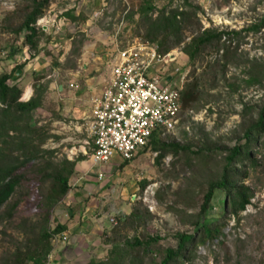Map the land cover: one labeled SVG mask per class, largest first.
I'll return each instance as SVG.
<instances>
[{"label": "rangeland", "instance_id": "rangeland-1", "mask_svg": "<svg viewBox=\"0 0 264 264\" xmlns=\"http://www.w3.org/2000/svg\"><path fill=\"white\" fill-rule=\"evenodd\" d=\"M188 1L199 8V23L189 28L186 42L171 50L176 60L165 68L174 82L183 81L184 87L195 85L197 100L182 112L176 131H160L158 141L202 149L205 156L195 158L165 147L166 154L160 157V152L150 146L128 164L115 155L109 162L93 167V142L86 134L87 125H78L80 121L75 124L60 112L53 99L54 81L70 80L69 73L83 70V63L90 64L95 55L105 59L99 64L103 74L119 49L143 39L146 30L139 16H131L141 0H51L36 24L40 29L35 40L37 49L25 43L26 32L19 30L29 0H0V75L10 74L24 64L18 70L20 74L15 73L18 79L8 84L33 89V96L34 86L42 85V107L31 113L37 132L30 138L38 144L46 135L42 149L53 152L27 163L16 194L0 209V264H16L17 255L25 256L36 245L47 213L43 201L52 184L42 177L43 163L48 160L58 164L65 159H79L80 166L71 177L68 196L49 216L51 231L58 224L65 225L69 238L52 244L46 264H89L92 260L159 264L165 250L176 249L180 234L194 232L193 216L201 211L205 184L219 175L226 148L245 143L244 124L264 105V90L248 83L256 63L264 77V0ZM171 2L173 8L182 5L180 0H156L160 8ZM69 10L75 11L78 22L64 16ZM254 25L262 27L254 30ZM200 27L201 31L214 28L240 35L226 40L227 57L224 50L207 48L193 62L183 49ZM12 49L18 50L14 56L10 55ZM26 99L23 94L21 101ZM4 109L1 105L0 113ZM259 142L255 148L258 166L250 169L246 180L254 192L251 204L239 217H226L224 236L200 245L196 259L185 264H264V137ZM99 172L105 175L101 181L97 178ZM189 187L197 191L193 208L182 204V191ZM225 198L224 193L216 191L209 214L201 216V224L211 225L224 215ZM17 201L19 205L14 208ZM112 218L118 224L111 223ZM135 237L143 245L127 247L126 243Z\"/></svg>", "mask_w": 264, "mask_h": 264}, {"label": "trees", "instance_id": "trees-1", "mask_svg": "<svg viewBox=\"0 0 264 264\" xmlns=\"http://www.w3.org/2000/svg\"><path fill=\"white\" fill-rule=\"evenodd\" d=\"M180 1L182 5H177L174 8L172 7L173 2L160 8L156 0H141L139 7L131 14V16H134V14L139 16V23L146 30L143 40L157 43L160 46V52L163 54L170 53L174 47H179L186 42V35L190 32L189 28L199 23V8L193 6L188 0ZM50 4L51 0H29V5L26 7V16L19 30L20 33L26 32L25 43L31 45L32 48H38V43L35 40L40 29L36 27V24L44 17ZM64 16L71 21H79V17L75 16L74 10L67 11ZM262 25H254L252 29L259 30ZM199 30L185 44L183 49L190 61L193 62L207 48L218 52L224 50L227 57L229 46L226 45V40L231 36L240 35L237 31H220L214 28L201 31L200 27ZM41 31L43 32V29ZM223 39H225L224 44L222 43ZM17 51L12 49L10 55L14 56ZM258 66L259 63L252 66L253 73H249L251 75L248 83L258 85L264 90V77L261 76L262 71ZM23 67L24 64L18 65L12 73L0 75V106L5 105L6 108L4 113H0L4 117L0 121V209L8 204L16 194V189L24 179V167L27 163L44 159V157L40 158L39 155L53 154V152L42 149V145L48 138L46 135L41 137L42 143L38 144L30 138L31 134L37 132L31 123V113L42 107L43 95L40 93L42 85H35V95L29 101L23 102L21 98L24 90L16 84L12 86L8 84V81L13 82L18 79L15 73ZM195 88V85L190 84L184 87L181 96L183 111L189 110L192 104L196 102L197 93ZM42 89H46V87H42ZM22 119L26 120L24 124H22ZM159 132L153 133L149 146L145 149L150 146L153 147L155 152H160V157L166 154L163 150L165 147L174 149L176 152L190 153L195 158L200 155L205 156L204 150L191 146L161 144L158 141ZM242 133L245 143L226 148V155L219 165V175L209 179L204 186L206 190L201 211L193 216L195 219V222H192L194 232L180 234L176 249L165 250L164 258L159 264H185L188 260L193 261L196 259V250L200 245L219 240V237L224 236L222 228L227 224L228 218L226 217H239L251 204L254 192L246 185V180L250 177V169L258 166L255 148L259 146L260 138L264 137V105L258 110L256 117L247 119ZM79 162V159L74 161L65 159L58 164L50 160H48V163H43L45 166L42 169L44 171L42 177L44 180L52 181L50 191L43 201V206L47 212L45 224L39 231L34 249L25 253V256L17 255L15 258L16 264H25L26 261H30L32 264H46V260L52 251L54 235L67 230L65 225L58 224L54 231H51L49 216L52 209L64 200L71 191L70 180L78 170ZM126 163L128 164L129 161H126ZM216 191L225 194L224 215L211 225L201 224V216L209 214ZM196 194L195 188L189 187L187 190L182 191L184 199L182 204L186 208H193V200ZM18 205L19 201L14 204V208ZM134 215L135 213H132L130 216L134 217ZM126 245L135 249L136 246H142L143 242L135 237L133 241H128ZM117 247L115 246L116 249ZM89 264L106 263L92 260Z\"/></svg>", "mask_w": 264, "mask_h": 264}, {"label": "built area", "instance_id": "built-area-1", "mask_svg": "<svg viewBox=\"0 0 264 264\" xmlns=\"http://www.w3.org/2000/svg\"><path fill=\"white\" fill-rule=\"evenodd\" d=\"M175 60L173 53L163 54L157 43L143 39L113 56L111 76L102 94L93 99L88 126L93 167L115 155L130 161L148 147L154 132L176 131L182 119L184 82H174L165 68ZM97 178L103 180L104 173L99 172ZM111 223L118 224L115 218ZM68 238L65 232L56 234L53 243Z\"/></svg>", "mask_w": 264, "mask_h": 264}, {"label": "crops", "instance_id": "crops-1", "mask_svg": "<svg viewBox=\"0 0 264 264\" xmlns=\"http://www.w3.org/2000/svg\"><path fill=\"white\" fill-rule=\"evenodd\" d=\"M94 61L90 64L83 63V70H77L75 73H69L72 77L67 81H54L53 90V99L54 102L58 105V108L61 113H66L64 116H69L72 118L76 124L82 126L84 123L87 125V133H89V122L92 117L93 112V99L102 94L103 90L107 86V81L111 76L110 68L105 70L101 74V65L104 64L105 59L95 55ZM99 64H101L99 66ZM103 71V70H102ZM64 78V76L60 77ZM75 85L77 87H71ZM30 88L24 89V96ZM31 91L33 89H30ZM33 96V91L29 97H26V101L31 99ZM24 102V101H23ZM54 104L55 107L57 105ZM78 128V127H77ZM89 138H90V134ZM87 135V136H88ZM91 139V138H90Z\"/></svg>", "mask_w": 264, "mask_h": 264}, {"label": "bare ground", "instance_id": "bare-ground-1", "mask_svg": "<svg viewBox=\"0 0 264 264\" xmlns=\"http://www.w3.org/2000/svg\"><path fill=\"white\" fill-rule=\"evenodd\" d=\"M32 91L29 89L28 92L26 93V97H29L31 95Z\"/></svg>", "mask_w": 264, "mask_h": 264}, {"label": "water", "instance_id": "water-1", "mask_svg": "<svg viewBox=\"0 0 264 264\" xmlns=\"http://www.w3.org/2000/svg\"><path fill=\"white\" fill-rule=\"evenodd\" d=\"M21 71H18V74H20Z\"/></svg>", "mask_w": 264, "mask_h": 264}]
</instances>
